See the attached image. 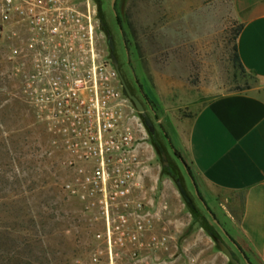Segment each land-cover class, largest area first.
<instances>
[{
  "label": "rangeland",
  "instance_id": "1",
  "mask_svg": "<svg viewBox=\"0 0 264 264\" xmlns=\"http://www.w3.org/2000/svg\"><path fill=\"white\" fill-rule=\"evenodd\" d=\"M93 1L100 46L108 53L102 21L118 38L110 0L104 8ZM124 13L123 30L132 36L136 51L131 59L140 83L154 100L153 124L161 142H153L144 125L147 171L139 194L149 212L144 219L149 230L140 239L157 244L162 235L167 249L158 253L167 264H230L210 234L211 228L219 233L218 227L169 146L188 158L178 138L185 120L216 95L249 91L257 85L256 78L241 71L234 60L239 21L233 0H124ZM1 29L0 264H145L141 257L131 258L127 235L119 241L118 233L111 234L109 250L103 220L85 212L83 204L64 191L68 171L61 164L63 155L18 91L11 57L14 44L4 37L0 19ZM118 54L124 57L123 52ZM160 149L172 170L162 166ZM204 189L207 209L247 250L227 214L224 196ZM248 255L252 264H261L252 253Z\"/></svg>",
  "mask_w": 264,
  "mask_h": 264
},
{
  "label": "built area",
  "instance_id": "2",
  "mask_svg": "<svg viewBox=\"0 0 264 264\" xmlns=\"http://www.w3.org/2000/svg\"><path fill=\"white\" fill-rule=\"evenodd\" d=\"M0 19L18 91L63 155L64 191L103 220L109 250L111 234L127 235L132 259L167 264L162 235L157 244L140 239L149 230L139 194L145 126L100 46L94 1L0 0Z\"/></svg>",
  "mask_w": 264,
  "mask_h": 264
},
{
  "label": "crops",
  "instance_id": "3",
  "mask_svg": "<svg viewBox=\"0 0 264 264\" xmlns=\"http://www.w3.org/2000/svg\"><path fill=\"white\" fill-rule=\"evenodd\" d=\"M233 3L243 24L237 54L257 85L212 97L178 138L204 187L224 196L247 250L264 264V0Z\"/></svg>",
  "mask_w": 264,
  "mask_h": 264
},
{
  "label": "flooded vegetation",
  "instance_id": "4",
  "mask_svg": "<svg viewBox=\"0 0 264 264\" xmlns=\"http://www.w3.org/2000/svg\"><path fill=\"white\" fill-rule=\"evenodd\" d=\"M96 1L100 4L101 8H104V6L106 4V0L105 1L96 0ZM101 2H102V4H101ZM100 6L98 8V11H100ZM109 7L112 9L114 26L117 30L118 38H117V40L114 39L113 33L110 31L109 28L106 27L105 23L102 21V26H103L104 34H105V44H106L108 53H109L110 58L112 60L113 66L116 69L120 84H121V79H123L125 86H126V90L131 95L135 96L138 99V101L141 103L144 111H143V113L139 112V115L143 119V123L146 126V129L148 130V133L150 134L151 139L157 145H159V144L161 145V142H159L158 137H157L158 126L157 125L154 126V124H153V119L155 118V115H156V111H155V108L153 106L154 100L149 95V93H147L144 90L143 85L140 83V81L138 79V76L135 72V68H134V65H133V62L131 59V56L136 53V51L134 50V47L132 45V43H133L132 36L130 34H126L125 31L123 30V26L126 25V19H125V13H124V0H114L113 4H112V0H110ZM118 52H123L124 57L122 59H120L121 55L118 54ZM121 88H122V86H121ZM122 90H123V88H122ZM123 92H124V90H123ZM124 94H126V93L124 92ZM156 120L158 121V119H155V121ZM169 148H170V151H171L173 157L179 161V156H180L179 151L173 147H170V146H169ZM159 152H160L159 154L161 156V149ZM161 162L163 163L162 157H161ZM165 166H168V164H166ZM167 168H168V170H172V167L170 165ZM185 173L188 175V173L186 171H185ZM173 178L177 184H180V180L177 176L174 175ZM197 199L199 200L201 206L205 209L206 214L212 220V217L209 214L210 211L207 209V207L205 205V201H204V205H203L201 197L199 196V197H197ZM211 215L213 216L212 213H211ZM201 218H202V220H205V222H206V218L204 215H201ZM213 218H214V216H213ZM212 223H213V220H212ZM217 227H218L219 233L213 232L212 228L210 229V227H209L210 234H212V235L214 234V235L220 237L221 240L223 242H225L231 248V250L234 252V256L240 261V263L243 262V264H247L244 260V259H246L249 264H252L249 261V255H248L249 251L241 248L240 245L231 238V236L225 231V229L222 226L221 227L224 230V232L219 228V226H217ZM249 253H251V252H249Z\"/></svg>",
  "mask_w": 264,
  "mask_h": 264
},
{
  "label": "water",
  "instance_id": "5",
  "mask_svg": "<svg viewBox=\"0 0 264 264\" xmlns=\"http://www.w3.org/2000/svg\"><path fill=\"white\" fill-rule=\"evenodd\" d=\"M113 1L112 0V4H113ZM121 86L124 90V92L126 93V95L128 96V98L131 100V102L133 103L134 107L136 108L137 111L143 113V107L141 105V103L138 101V99L131 95L127 90H126V86H125V83L123 81V79H121ZM161 157L163 159V163L162 165L165 166L167 164V161H166V157H165V154L163 151H161ZM179 161L181 162L184 170L188 173V176H189V179H190V182L191 184L193 185V188H194V194L197 196V197H201L202 199V204L204 205V195H206V191L204 189V185L202 184L198 174L196 173V171L193 169L190 161L188 160V158H184L181 153H180V156H179ZM189 171H191V175L189 174ZM210 216L212 217V220L213 222L219 226V228L224 232V230L222 229L221 225L218 223V221L213 218V216L211 215V213L209 212ZM211 237L214 241V243L216 244V246L218 247V249L227 257L228 261L230 264H241L240 261L234 256V252L231 250V248L221 240L220 237L216 236V235H212L211 234ZM245 262L247 264H249L247 262L246 259H244Z\"/></svg>",
  "mask_w": 264,
  "mask_h": 264
},
{
  "label": "trees",
  "instance_id": "6",
  "mask_svg": "<svg viewBox=\"0 0 264 264\" xmlns=\"http://www.w3.org/2000/svg\"><path fill=\"white\" fill-rule=\"evenodd\" d=\"M242 26H243V24H242V23H239L238 26H237V28H236L235 34H234L233 54H234V60H235V62H236V64H237V66L240 68V70L243 71V72H247V71L243 68V66H242V64H241V62H240V60H239V57H238V54H237V49H236V38H237V36H238V34H239V32H240ZM247 73H248V72H247ZM249 74H250V73H249Z\"/></svg>",
  "mask_w": 264,
  "mask_h": 264
}]
</instances>
